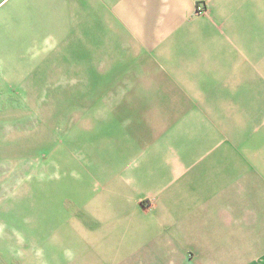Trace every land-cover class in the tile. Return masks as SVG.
<instances>
[{
  "label": "crops",
  "instance_id": "obj_1",
  "mask_svg": "<svg viewBox=\"0 0 264 264\" xmlns=\"http://www.w3.org/2000/svg\"><path fill=\"white\" fill-rule=\"evenodd\" d=\"M27 64H84L103 85L50 264L82 263L59 251L75 233L100 248L91 264H264V137L198 142L237 112L264 128V0H0V73Z\"/></svg>",
  "mask_w": 264,
  "mask_h": 264
},
{
  "label": "rangeland",
  "instance_id": "obj_2",
  "mask_svg": "<svg viewBox=\"0 0 264 264\" xmlns=\"http://www.w3.org/2000/svg\"><path fill=\"white\" fill-rule=\"evenodd\" d=\"M24 67L0 73V264H41L42 259L50 264L53 241L62 231L53 217L54 202L64 214L61 219L77 208L70 191L88 160L83 142L88 137L85 122L91 114L88 107L100 103L103 85L98 72L92 79L85 73L84 64ZM107 83L105 80L104 85ZM212 98L217 97H209L213 104ZM229 98L239 109L252 108L260 100L254 94ZM198 137L201 147L205 143L213 154L224 155L228 154L222 152L226 144L215 146V142L228 140V152L233 151L235 142L242 150L254 149L255 140L264 137V128L237 112L229 119L227 133L219 130ZM142 140L143 145L145 138ZM204 167L218 170L220 178L231 174L227 162L204 163ZM131 229L126 225L122 232ZM75 235L62 241L60 253L75 249L85 258L81 264L95 263L100 248L94 251Z\"/></svg>",
  "mask_w": 264,
  "mask_h": 264
},
{
  "label": "built area",
  "instance_id": "obj_3",
  "mask_svg": "<svg viewBox=\"0 0 264 264\" xmlns=\"http://www.w3.org/2000/svg\"><path fill=\"white\" fill-rule=\"evenodd\" d=\"M203 12H204V7H203V5H199V6H198L197 13L202 14Z\"/></svg>",
  "mask_w": 264,
  "mask_h": 264
}]
</instances>
